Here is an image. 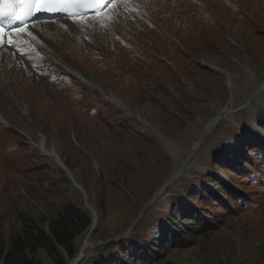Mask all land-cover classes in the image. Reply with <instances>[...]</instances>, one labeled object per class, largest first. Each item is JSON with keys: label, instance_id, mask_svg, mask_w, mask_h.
Wrapping results in <instances>:
<instances>
[{"label": "rangeland", "instance_id": "rangeland-1", "mask_svg": "<svg viewBox=\"0 0 264 264\" xmlns=\"http://www.w3.org/2000/svg\"><path fill=\"white\" fill-rule=\"evenodd\" d=\"M202 1L207 4L148 1L144 5L150 10L149 21L157 24L141 32L142 13L131 17L132 4L113 10L121 2L114 0L108 25L97 31L85 25L88 21L82 23L94 34L93 42L102 41L98 49L82 38L80 43L46 37V44L68 61L59 55L57 60L84 69L104 92H114L133 117L99 99L98 112L92 115L88 104L97 96H90L88 84H74L71 77H54L65 89L60 93L47 84L48 77L35 78L24 66L14 69L15 62L0 64V80L5 82L0 86V110L17 126L13 143L23 144L14 171L10 150L0 141V234L9 242L21 232L23 216L51 220L66 203H75L98 210L91 236L90 229L76 240V259L85 240L89 246L75 264L118 239L150 236L155 241L164 230L165 237L171 236L174 223L187 240L175 246L163 236L167 242L161 241L149 264H264V175L255 169V164L264 169V145L252 136L264 137V0H241L242 5L238 0H207L216 10ZM105 17L101 19L109 21L110 13ZM163 26L182 43L163 38ZM116 32L122 36L113 43ZM126 37L134 48L142 39L156 52L122 50ZM50 60L53 65L47 63L45 69L60 71L62 65ZM11 95L25 103L31 115L15 109ZM139 120L153 129L141 127ZM41 132L87 196L37 149ZM247 132L250 136L242 138ZM246 159L252 164L246 166ZM243 171L250 176L240 174ZM191 215L203 219L186 220ZM39 256L44 264H54L44 250Z\"/></svg>", "mask_w": 264, "mask_h": 264}, {"label": "trees", "instance_id": "trees-1", "mask_svg": "<svg viewBox=\"0 0 264 264\" xmlns=\"http://www.w3.org/2000/svg\"><path fill=\"white\" fill-rule=\"evenodd\" d=\"M101 204L104 208L103 200ZM96 211L98 213V210ZM22 221L21 232L12 235L10 242L0 234L1 264H44L39 256L40 250L51 256L54 264H70L79 254L76 240L91 229L93 217L88 209L75 203H66L51 220L43 218L37 221L31 216H23ZM44 223H47L46 226ZM181 238L179 235H173L170 241L176 246ZM128 243L131 249L126 247L123 240L119 243L114 241L105 246L102 252L78 264H146L145 256L148 255V260H151L152 253L159 248L152 239L144 243L143 240L133 237ZM148 244H151V247Z\"/></svg>", "mask_w": 264, "mask_h": 264}, {"label": "bare ground", "instance_id": "bare-ground-1", "mask_svg": "<svg viewBox=\"0 0 264 264\" xmlns=\"http://www.w3.org/2000/svg\"><path fill=\"white\" fill-rule=\"evenodd\" d=\"M255 1H258V0H255ZM238 2L242 5L241 3V0H238ZM56 23V24H54ZM76 25H81L82 26V22L80 20H66L65 22L63 23H57V22H39V23H30L29 25L25 26V27H22V28H19V29H15V32H9V38H8V34L5 32L4 29H2V31H0V47H3L4 49H7L8 47L11 46L10 41H12L16 35V33H19V34H23L25 33V31L29 30V29H32L33 31H36L38 34H46L45 36L46 37H53L56 38L58 41H67V42H72L74 41L72 36H71V30L72 31H76L78 33V28H76ZM1 28V27H0ZM82 28L86 29V26H82ZM69 32V36L67 35L66 32ZM103 34L105 32V29L102 31ZM102 32H101V38L102 37ZM87 33V31H86ZM94 35V34H93ZM92 35V36H93ZM106 35V33H105ZM43 36V35H42ZM44 36V37H45ZM56 40V41H57ZM17 45L19 46L18 49H24L26 51H31L32 53H37V48L36 46L34 48H30L29 46H27L25 44L24 41L20 40L18 41ZM55 45V44H54ZM16 49V48H15ZM56 50V49H55ZM58 57V56H57ZM5 57H3V60H4ZM71 58V57H70ZM18 59L21 60V58L18 57ZM57 59V58H56ZM61 59V58H60ZM63 65L64 61H60ZM169 63V62H168ZM74 64V67H69L67 65H63L64 68H66V70H69L71 71V73L74 75V76H77L83 80H85V82L87 84H90L92 85L94 88L96 89H99L103 92V94L105 96H107L108 98H110L113 103H115L117 106L121 107L124 111H126L129 115H131L132 117L134 116V113L121 101V99L112 91L110 92H104L99 84L97 82H94L91 80L90 77L87 76V72L84 70V69H80L77 65ZM172 65V64H171ZM230 80H231V77H230ZM262 89H264V82L261 84V87ZM259 92V91H258ZM11 100L15 101L16 102V105L18 107H20V109L24 112V114L27 115V110L25 108V106L23 105V103H21L20 101H16V99L11 95ZM225 108L223 109H220L218 110V112H223ZM217 112V114H218ZM216 114V115H217ZM215 115V116H216ZM214 116V117H215ZM213 117V118H214ZM212 118V119H213ZM211 119V120H212ZM139 123L141 125V127L143 128H151V124H148V123H145L141 120H139ZM153 129V128H151ZM155 130V129H154ZM158 135H160L162 138H164L165 140L167 139L166 136L162 135L161 133L157 132ZM40 139H39V142L36 143V147L37 149H40L41 151L44 152L45 155H48L49 157H51L60 167H63L64 163L63 161L61 160L60 156L55 152V150H50L49 147H48V139L47 137L43 134V133H40ZM172 140V139H171ZM66 167V165H64ZM67 168V167H66ZM69 170V169H68ZM70 172V171H69ZM71 173V172H70ZM68 177L70 178V175L67 173ZM88 209L89 211L91 212L92 214V217H93V224H92V227H95L97 224H98V216H97V211L93 210L90 206H88ZM91 227V228H92ZM89 245V241L88 240H85V246Z\"/></svg>", "mask_w": 264, "mask_h": 264}, {"label": "snow or ice", "instance_id": "snow-or-ice-1", "mask_svg": "<svg viewBox=\"0 0 264 264\" xmlns=\"http://www.w3.org/2000/svg\"><path fill=\"white\" fill-rule=\"evenodd\" d=\"M100 3L101 0H0V26L22 22L39 12L78 17L91 7L99 11Z\"/></svg>", "mask_w": 264, "mask_h": 264}, {"label": "water", "instance_id": "water-1", "mask_svg": "<svg viewBox=\"0 0 264 264\" xmlns=\"http://www.w3.org/2000/svg\"><path fill=\"white\" fill-rule=\"evenodd\" d=\"M65 170L68 171L66 168H65ZM71 177H72V179H74V177H73L72 174H71ZM77 185H78V184H77ZM78 187H80L81 189H83L80 185H78ZM86 203H87V202H86ZM93 231H94V228L91 229V232H90V234H89V237L91 236V234L93 233ZM88 246H89V245L83 247V249H82V253H81L80 257H79L78 259H76V261H75L73 264H75V263H76V262H77V261H78V260L84 255V253H85V251L87 250Z\"/></svg>", "mask_w": 264, "mask_h": 264}, {"label": "flooded vegetation", "instance_id": "flooded-vegetation-1", "mask_svg": "<svg viewBox=\"0 0 264 264\" xmlns=\"http://www.w3.org/2000/svg\"><path fill=\"white\" fill-rule=\"evenodd\" d=\"M87 76H88V75H87ZM88 77H90V76H88ZM90 78H91L92 81L96 82V80H95L94 78H92V77H90Z\"/></svg>", "mask_w": 264, "mask_h": 264}]
</instances>
